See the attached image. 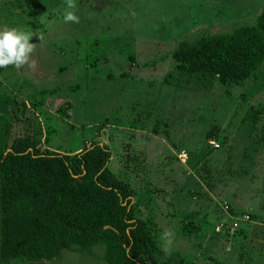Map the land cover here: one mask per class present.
I'll use <instances>...</instances> for the list:
<instances>
[{"label":"rangeland","instance_id":"374dc122","mask_svg":"<svg viewBox=\"0 0 264 264\" xmlns=\"http://www.w3.org/2000/svg\"><path fill=\"white\" fill-rule=\"evenodd\" d=\"M74 2L79 23L64 22L66 0H0V31L35 45L29 65L0 68V152L27 134L67 154L105 142L162 259L264 264V64L209 90L164 81L179 41L254 23L264 0ZM104 250L0 264H108Z\"/></svg>","mask_w":264,"mask_h":264},{"label":"trees","instance_id":"16d2710c","mask_svg":"<svg viewBox=\"0 0 264 264\" xmlns=\"http://www.w3.org/2000/svg\"><path fill=\"white\" fill-rule=\"evenodd\" d=\"M167 84L209 90L239 84L264 64V14L225 33L181 40ZM111 150L93 140L74 154L15 136L0 152V259L49 260L73 245L103 242L108 264H172L137 215L131 187L110 170Z\"/></svg>","mask_w":264,"mask_h":264},{"label":"clouds","instance_id":"9594fccd","mask_svg":"<svg viewBox=\"0 0 264 264\" xmlns=\"http://www.w3.org/2000/svg\"><path fill=\"white\" fill-rule=\"evenodd\" d=\"M75 8L74 0H66L63 17L65 23H79V17L75 15L74 11L68 10ZM32 38V33L17 28H5L0 31V68L12 66L19 69L29 65L31 54L35 50V45L30 43ZM38 39L42 40L43 36ZM164 235L169 237L170 233L165 232ZM164 251L167 253L169 249L165 247Z\"/></svg>","mask_w":264,"mask_h":264},{"label":"crops","instance_id":"0c3cea01","mask_svg":"<svg viewBox=\"0 0 264 264\" xmlns=\"http://www.w3.org/2000/svg\"><path fill=\"white\" fill-rule=\"evenodd\" d=\"M253 227H255V224H251V225H249L247 229L250 230V229H252Z\"/></svg>","mask_w":264,"mask_h":264},{"label":"built area","instance_id":"2783aa9c","mask_svg":"<svg viewBox=\"0 0 264 264\" xmlns=\"http://www.w3.org/2000/svg\"><path fill=\"white\" fill-rule=\"evenodd\" d=\"M215 146H217V145H215ZM245 218H248V216L247 215H245ZM237 225V223H235V226Z\"/></svg>","mask_w":264,"mask_h":264}]
</instances>
